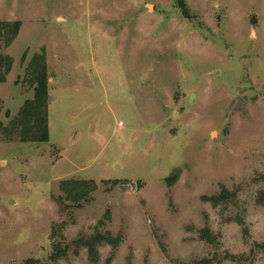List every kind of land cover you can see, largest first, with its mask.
<instances>
[{
  "label": "rangeland",
  "instance_id": "1",
  "mask_svg": "<svg viewBox=\"0 0 264 264\" xmlns=\"http://www.w3.org/2000/svg\"><path fill=\"white\" fill-rule=\"evenodd\" d=\"M182 1L0 0L21 23L0 122L41 50L50 100L48 143L0 133V264L46 262L61 224L120 243L55 264H264V0ZM66 180L98 188L76 208Z\"/></svg>",
  "mask_w": 264,
  "mask_h": 264
},
{
  "label": "trees",
  "instance_id": "2",
  "mask_svg": "<svg viewBox=\"0 0 264 264\" xmlns=\"http://www.w3.org/2000/svg\"><path fill=\"white\" fill-rule=\"evenodd\" d=\"M179 7L185 12V6L182 0H178ZM21 28V23L0 22V49L9 48L17 38ZM13 60L10 56L0 52V84L4 83L7 75L12 69ZM49 74L44 50L35 53L25 68V78L23 82L33 90V98L24 101L17 116L12 119L8 127L0 122V133L9 140L17 141L23 144H43L49 142L48 128V108H49ZM176 181V176L167 179V184L171 186ZM117 181L112 182L115 184ZM97 184L93 180H66L59 184V189L63 197L58 200L59 203L70 202L76 208L88 202L93 193L97 191ZM225 195H227L225 193ZM224 198V197H223ZM223 198L210 200L213 205H218ZM105 217H108L106 215ZM98 225H103L100 221ZM65 225L61 224L52 228L50 234L51 253L46 262L28 259L20 264H55L57 261L67 257L71 247L86 249L91 262H97V247L107 244L116 249L120 243L118 237L112 238L109 232L101 234L96 232L88 239H78L70 245L64 244L62 235ZM206 234L207 231H205ZM264 256V244L257 246Z\"/></svg>",
  "mask_w": 264,
  "mask_h": 264
}]
</instances>
